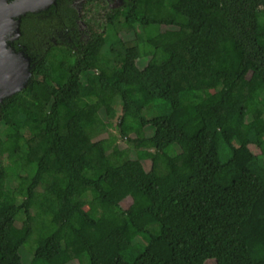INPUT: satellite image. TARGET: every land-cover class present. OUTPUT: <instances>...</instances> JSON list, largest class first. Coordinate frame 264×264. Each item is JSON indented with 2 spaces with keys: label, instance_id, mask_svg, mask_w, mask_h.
<instances>
[{
  "label": "trees",
  "instance_id": "obj_1",
  "mask_svg": "<svg viewBox=\"0 0 264 264\" xmlns=\"http://www.w3.org/2000/svg\"><path fill=\"white\" fill-rule=\"evenodd\" d=\"M64 1L0 109V264H264V0H87L86 39Z\"/></svg>",
  "mask_w": 264,
  "mask_h": 264
},
{
  "label": "flooded vegetation",
  "instance_id": "obj_2",
  "mask_svg": "<svg viewBox=\"0 0 264 264\" xmlns=\"http://www.w3.org/2000/svg\"><path fill=\"white\" fill-rule=\"evenodd\" d=\"M87 0H71L70 6L78 12L77 24L86 23L81 17L84 3ZM64 0H0V109L4 100V93L12 89V74L17 78L18 68L33 67L34 38L33 25L41 20L43 37L40 46L47 49L49 41L56 42L55 37H49L46 29V20L56 11ZM109 5V0H103ZM97 0H93L96 4ZM78 4H81L78 6ZM87 24V23H86ZM80 30V28H79ZM57 36L64 39V33L58 31ZM37 39H40L39 37ZM13 77V78H14ZM11 82H8V81Z\"/></svg>",
  "mask_w": 264,
  "mask_h": 264
},
{
  "label": "rangeland",
  "instance_id": "obj_3",
  "mask_svg": "<svg viewBox=\"0 0 264 264\" xmlns=\"http://www.w3.org/2000/svg\"><path fill=\"white\" fill-rule=\"evenodd\" d=\"M121 4H122V0H109V5L107 4V2H103V0H97L96 4H93L91 6L89 5V9L92 11L91 15H90V16H92L91 17V22L92 23H97V22H99V20L101 21V17H98V16L104 15V12L108 11L109 9L118 8ZM79 5H81V4H78V6ZM98 18H99V20L96 22V19H98ZM114 22H115L116 29L120 30L121 27H120V23H119L118 19L115 18ZM79 28H80V36H81V38L86 39L87 36H88V25L82 21V23L79 24ZM103 51L105 53H119V54H122L124 52V46H123V44L121 42L111 43L109 41L104 46ZM17 71H19V68H18ZM12 76H14V74H12ZM16 86H17V84H16ZM16 86L14 85V86H12V88H15ZM49 86H50V82L48 80H45L43 82V87L48 89ZM9 91H12V89H10ZM227 105H228L229 109L231 110L232 114L235 117V120H236L234 122L235 125L239 124L241 122V118H242V114H241V111H240V105L238 103H236L235 101H233L232 99H228ZM100 113H101L100 115L102 117L105 116V113H104L103 109H101ZM115 121H116V123L118 122V116H115ZM151 131H152V128H146L143 132H140L138 134H136L134 132H131L128 135H129V137H132V138L143 137V136L150 135ZM116 133L119 136V140L118 141H119V145L120 146H128V145L129 146H132V145L134 146V147L132 146L133 147L132 158H134V160H135L134 164L135 165H139V166L142 165V167L147 168L149 166L148 157L153 153V150L152 149H142L136 143L130 144L128 142L129 140L123 138L122 135L118 132V130H116ZM232 134H233V129L229 131V135L232 136ZM1 139H3V138L0 137V141H1ZM179 148L181 150L185 151V152H189V148H188L187 144L184 143V142L180 143ZM32 246L34 247V239L29 241V243L24 248L21 249V254L23 253L25 259H30L31 258V255L29 254L28 248H32ZM211 261L212 260H210V261L208 260L207 264H212Z\"/></svg>",
  "mask_w": 264,
  "mask_h": 264
},
{
  "label": "water",
  "instance_id": "obj_4",
  "mask_svg": "<svg viewBox=\"0 0 264 264\" xmlns=\"http://www.w3.org/2000/svg\"><path fill=\"white\" fill-rule=\"evenodd\" d=\"M14 76H12V83L11 86H17L15 88H12V91H7L4 93V97L6 96H10L16 92H20L21 90H23L30 82L31 77H32V67L29 65V67L27 66L25 69L21 70L19 68V71L17 73V78H13ZM10 80L8 82H11Z\"/></svg>",
  "mask_w": 264,
  "mask_h": 264
}]
</instances>
